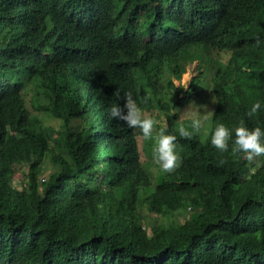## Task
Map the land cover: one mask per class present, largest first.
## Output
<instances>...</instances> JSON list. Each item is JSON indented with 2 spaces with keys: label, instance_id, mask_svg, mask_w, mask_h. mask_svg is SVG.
Returning a JSON list of instances; mask_svg holds the SVG:
<instances>
[{
  "label": "trees",
  "instance_id": "16d2710c",
  "mask_svg": "<svg viewBox=\"0 0 264 264\" xmlns=\"http://www.w3.org/2000/svg\"><path fill=\"white\" fill-rule=\"evenodd\" d=\"M257 38L264 0H0V264H264V156L211 144L264 130ZM127 92L177 137L176 171L109 118ZM194 96L214 115L187 140Z\"/></svg>",
  "mask_w": 264,
  "mask_h": 264
},
{
  "label": "clouds",
  "instance_id": "9594fccd",
  "mask_svg": "<svg viewBox=\"0 0 264 264\" xmlns=\"http://www.w3.org/2000/svg\"><path fill=\"white\" fill-rule=\"evenodd\" d=\"M262 43L264 41L257 38L255 46L259 47ZM217 53L227 54V61L225 63L221 62L216 56ZM213 58L218 60L219 70L221 71L227 65L230 54L225 51H217L214 52ZM124 99L126 103L123 107L114 104L108 109L109 118L118 122L123 121L130 129L138 128L144 140L153 139L155 133L157 144L152 154L154 164L158 165L165 173L176 171L182 164V159L176 151L177 137L175 135L165 134V128H160L157 131L156 126L158 121L143 114L131 92L125 93ZM196 108L200 109L197 106ZM260 108L261 105L259 102L253 104L247 115L249 117L256 115ZM188 113H190L189 123L187 125L181 124L178 132L180 137L191 140L206 128V122L210 120L214 113L210 111H204V114H201V111L190 112L189 106L182 114ZM233 132L235 136L234 140ZM230 141H232L231 152L233 155L243 153L249 162H252L257 157L264 156V130L260 127L250 130L241 121L240 126L230 130L224 124H218L211 135L212 146L220 152H228ZM223 163L224 161H221V164Z\"/></svg>",
  "mask_w": 264,
  "mask_h": 264
},
{
  "label": "rangeland",
  "instance_id": "374dc122",
  "mask_svg": "<svg viewBox=\"0 0 264 264\" xmlns=\"http://www.w3.org/2000/svg\"><path fill=\"white\" fill-rule=\"evenodd\" d=\"M216 56L218 57V59L221 61V62H226L227 59H228V55L225 54V53H217ZM197 67H198V62L195 60L193 61L192 63L190 64H187L185 65V72L181 74V77L180 79L178 78H174L173 80V83L177 86H184L185 89L188 88L189 84H190V80L195 77V76H198V72H197ZM205 82V80H203ZM197 94V93H195ZM194 101V102H193ZM202 100L200 98H198L197 96H194V98L191 100V103L190 105H187V106H184L179 112H178V115H179V119H180V122L181 120L185 119V118H189V115L190 113L188 114H182L189 106V109H190V112L191 111H201V114H204V111L207 112V111H210V108L206 105V104H202L201 102ZM193 102V104H192ZM192 104V105H191ZM199 107L200 109H197L196 106ZM39 118H41L39 116ZM42 119V118H41ZM43 121L45 124H53L55 126H57V121L54 120V119H48V118H43ZM206 126H208V122H206ZM156 144H157V141L155 139V133H154V137L153 139L151 140H145V145H144V149L145 151L148 153L147 154V157L148 158H151L149 160H152V156L150 155L149 153V149L153 151V149L156 147ZM154 163V162H153ZM156 165V164H155ZM156 167H152V172L154 174H158V173H165L163 172L160 167L158 165H156ZM155 171H158V172H155Z\"/></svg>",
  "mask_w": 264,
  "mask_h": 264
},
{
  "label": "bare ground",
  "instance_id": "6f19581e",
  "mask_svg": "<svg viewBox=\"0 0 264 264\" xmlns=\"http://www.w3.org/2000/svg\"><path fill=\"white\" fill-rule=\"evenodd\" d=\"M53 3V2H52Z\"/></svg>",
  "mask_w": 264,
  "mask_h": 264
}]
</instances>
